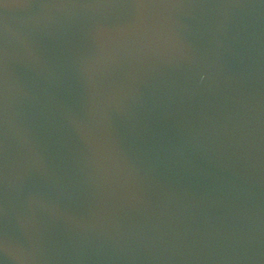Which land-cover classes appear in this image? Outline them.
I'll list each match as a JSON object with an SVG mask.
<instances>
[{
	"label": "water",
	"instance_id": "water-1",
	"mask_svg": "<svg viewBox=\"0 0 264 264\" xmlns=\"http://www.w3.org/2000/svg\"><path fill=\"white\" fill-rule=\"evenodd\" d=\"M0 0V264H264V0Z\"/></svg>",
	"mask_w": 264,
	"mask_h": 264
},
{
	"label": "snow or ice",
	"instance_id": "snow-or-ice-1",
	"mask_svg": "<svg viewBox=\"0 0 264 264\" xmlns=\"http://www.w3.org/2000/svg\"><path fill=\"white\" fill-rule=\"evenodd\" d=\"M149 4H154L153 0H130L127 6L143 8Z\"/></svg>",
	"mask_w": 264,
	"mask_h": 264
}]
</instances>
